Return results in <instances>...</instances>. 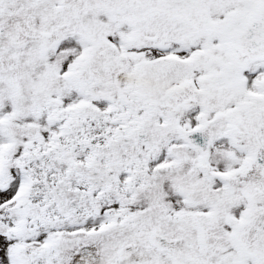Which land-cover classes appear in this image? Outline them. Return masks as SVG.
<instances>
[{
    "label": "snow or ice",
    "instance_id": "obj_1",
    "mask_svg": "<svg viewBox=\"0 0 264 264\" xmlns=\"http://www.w3.org/2000/svg\"><path fill=\"white\" fill-rule=\"evenodd\" d=\"M0 264H264V0H0Z\"/></svg>",
    "mask_w": 264,
    "mask_h": 264
}]
</instances>
